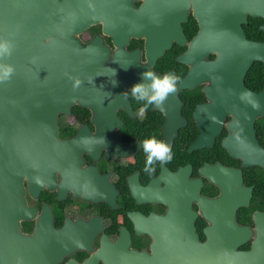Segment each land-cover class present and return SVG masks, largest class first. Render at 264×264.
<instances>
[{"label":"water","instance_id":"obj_1","mask_svg":"<svg viewBox=\"0 0 264 264\" xmlns=\"http://www.w3.org/2000/svg\"><path fill=\"white\" fill-rule=\"evenodd\" d=\"M191 9L200 29L179 59L192 63L195 81L213 82L218 114L223 116L230 71L233 76L240 73L241 80L254 61H264V42L250 40L244 32L250 17L264 18V0H146L140 8L133 0H0V40L14 45L0 65L15 68L11 79L0 83V264H58L79 246L76 240L69 246L63 242L61 230H52L57 239L51 244L40 233L20 232L19 220L34 210L24 197L23 178L36 190L45 183L54 187L55 172L66 177L69 160L83 162L74 148L94 152L97 137L90 139L86 128L72 139L60 137L59 116L71 114L74 103L96 114L112 103L114 113V101H124L117 95L118 81H132L123 76H142L174 41L187 42L183 23ZM100 22L118 46L113 56L100 36L87 46L80 42V34ZM132 36L146 37L147 62L142 63L140 51L126 49ZM212 53L217 58L208 60ZM77 78L81 84L74 88ZM251 124L247 139L257 149ZM231 149L248 163L264 165L252 150ZM219 169L216 180L222 195L198 197L214 222L205 230L204 241L195 229L191 201L185 200L179 233L162 228L163 219H152L157 223L148 232L154 239L152 252L130 248L124 239L107 241L86 261L68 264H98L101 259L106 264H264V212L254 214L255 228L240 225L236 212L250 205L252 189L241 185L240 172ZM252 237L251 248L241 249ZM84 247L94 251L92 241Z\"/></svg>","mask_w":264,"mask_h":264},{"label":"flooded vegetation","instance_id":"obj_2","mask_svg":"<svg viewBox=\"0 0 264 264\" xmlns=\"http://www.w3.org/2000/svg\"><path fill=\"white\" fill-rule=\"evenodd\" d=\"M145 2L133 0L136 8ZM193 13L191 9L187 22L183 23L187 42L182 45L174 41L149 67L159 77L171 74L180 80L176 93L169 95L162 108L148 106L141 111L144 102L129 93L135 84L142 82L141 74L123 76L132 81H118L121 89L117 95L124 101H114V113L110 112L112 103L100 107L97 114L74 103L71 114L59 116L60 137L72 139L86 128L90 139L97 137L92 142L94 152L74 148L73 154H79L83 162L69 160L66 177L60 171L55 172L54 187L45 183L36 190L24 176V197L34 210L31 217L19 220L20 232L31 236L40 233V238L51 244L57 239L52 230H61L65 234L63 238L61 235L62 241L68 246L72 240L79 242L58 264H68L70 260L82 263L107 241L124 239L130 248L152 252L154 239L148 232L157 226L152 219H163L162 228L179 233L185 200L191 201L196 213L195 229L204 241L205 230L214 222L202 209L198 197L215 199L222 195L223 189L216 180L219 168L240 172L241 185L252 189L250 205L236 212L240 225L255 228L254 214L264 212V165L248 163L243 156L231 153L232 147L235 153L252 150L264 159V61H254L242 82L237 77L240 73L233 76L230 71L223 98L228 110L219 115L213 82L195 81L192 63L179 59L187 53L200 29ZM262 25L264 18L250 17L244 25L247 38L264 42ZM96 36L102 38L113 56L118 46L113 36L105 33L102 22L84 31L79 39L82 46H87ZM146 42L144 36H132L125 46L128 51H140L145 63ZM216 58L217 54L212 53L207 59ZM245 92L251 97L242 100L241 94ZM253 103H258L259 108H254ZM251 121L257 149L247 139ZM153 136L171 146L173 158L167 164H157L155 173L149 175L143 171L146 157L141 144ZM252 240L253 237L240 248L249 250ZM91 241L93 252L84 247ZM98 264L106 263L101 259Z\"/></svg>","mask_w":264,"mask_h":264},{"label":"clouds","instance_id":"obj_3","mask_svg":"<svg viewBox=\"0 0 264 264\" xmlns=\"http://www.w3.org/2000/svg\"><path fill=\"white\" fill-rule=\"evenodd\" d=\"M13 49L14 45L11 41L0 40V58L11 56ZM0 72H2L0 83L7 82L14 74L15 68L10 64L0 65ZM91 82L94 83V80ZM179 82V77L176 75L169 74L159 77L149 69L142 74V82L135 84L129 93L136 100L144 102L141 111H144L148 106L162 108L169 95L176 93ZM80 84L81 81L77 78L74 80L73 87L78 88ZM250 97V93L241 94L242 100ZM252 106L259 108L258 103H253ZM141 145L146 157L143 171L149 175L155 173L157 164H167L173 158L171 146L154 136L144 140Z\"/></svg>","mask_w":264,"mask_h":264},{"label":"trees","instance_id":"obj_4","mask_svg":"<svg viewBox=\"0 0 264 264\" xmlns=\"http://www.w3.org/2000/svg\"><path fill=\"white\" fill-rule=\"evenodd\" d=\"M256 32H257V30H256Z\"/></svg>","mask_w":264,"mask_h":264}]
</instances>
